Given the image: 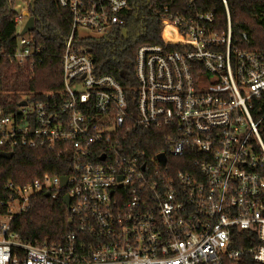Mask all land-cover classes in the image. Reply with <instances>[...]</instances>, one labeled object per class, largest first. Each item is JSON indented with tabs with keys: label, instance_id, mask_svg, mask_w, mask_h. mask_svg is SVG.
Instances as JSON below:
<instances>
[{
	"label": "built area",
	"instance_id": "2783aa9c",
	"mask_svg": "<svg viewBox=\"0 0 264 264\" xmlns=\"http://www.w3.org/2000/svg\"><path fill=\"white\" fill-rule=\"evenodd\" d=\"M55 2L70 16L60 89L0 110V147L55 152L68 175L5 184L0 264H264V116L253 115L264 103V49L233 34L226 6L222 32L208 12L158 11L160 44L136 49L132 97L97 73L88 46L124 35L129 0ZM33 4L7 0L10 61L30 71L42 63L33 31L21 34ZM134 127L159 131L164 148L129 147ZM46 193L68 197L72 230L58 245L24 243L11 223Z\"/></svg>",
	"mask_w": 264,
	"mask_h": 264
},
{
	"label": "trees",
	"instance_id": "16d2710c",
	"mask_svg": "<svg viewBox=\"0 0 264 264\" xmlns=\"http://www.w3.org/2000/svg\"><path fill=\"white\" fill-rule=\"evenodd\" d=\"M128 24L125 33L116 40L88 45L94 55L97 73L116 79L132 97L135 95L134 59L136 49L143 44H160V19L157 12L168 9L172 13L193 15L208 12L213 15V30L222 32L226 27L225 6L233 34L240 31L250 34L252 47L264 49V0H129ZM31 16L34 30L31 33L34 47L42 50V63L32 71L10 61L15 50L16 27L14 14L7 0H0V110L7 114L15 112L21 96L37 97L61 86L62 42L69 31L70 16L60 9L55 0H34ZM255 117L264 116V103L254 102ZM129 147L144 151L151 156L164 148L160 132L154 129L134 127L127 143ZM11 158H0V201L8 197L7 183L23 186L44 173L68 175L61 158L55 152L41 149H5ZM3 209H0V214ZM69 210L61 198L50 199L36 194L29 200L26 212L11 223V230L19 239L31 245H58L72 230ZM246 242L238 247H247ZM240 264H255L245 258Z\"/></svg>",
	"mask_w": 264,
	"mask_h": 264
},
{
	"label": "water",
	"instance_id": "95a60500",
	"mask_svg": "<svg viewBox=\"0 0 264 264\" xmlns=\"http://www.w3.org/2000/svg\"><path fill=\"white\" fill-rule=\"evenodd\" d=\"M34 29V24H33V17H29L25 26L23 27L22 31H21V34L25 33V32H31L33 31ZM19 106H25V102H21L19 103ZM0 158H6V159H9L11 158V153H0ZM159 160L163 163L164 162V157L162 155H160L159 157ZM66 183V178L65 177H62L61 178V185L64 186ZM45 197H48V193H46L44 195ZM63 203L65 205V207L68 209L69 208V200H68V197L65 195L63 197ZM71 220L68 219L67 223L70 224Z\"/></svg>",
	"mask_w": 264,
	"mask_h": 264
},
{
	"label": "rangeland",
	"instance_id": "374dc122",
	"mask_svg": "<svg viewBox=\"0 0 264 264\" xmlns=\"http://www.w3.org/2000/svg\"><path fill=\"white\" fill-rule=\"evenodd\" d=\"M17 4L21 5V3H20L19 1H18V3H17ZM17 10H18V11H20V9H18V8H17Z\"/></svg>",
	"mask_w": 264,
	"mask_h": 264
}]
</instances>
